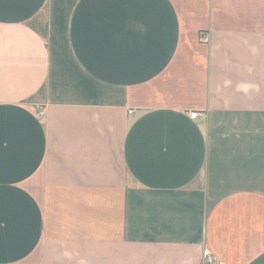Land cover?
<instances>
[{"label": "crops", "instance_id": "obj_1", "mask_svg": "<svg viewBox=\"0 0 264 264\" xmlns=\"http://www.w3.org/2000/svg\"><path fill=\"white\" fill-rule=\"evenodd\" d=\"M206 248L264 264V0H0V264Z\"/></svg>", "mask_w": 264, "mask_h": 264}, {"label": "built area", "instance_id": "obj_2", "mask_svg": "<svg viewBox=\"0 0 264 264\" xmlns=\"http://www.w3.org/2000/svg\"><path fill=\"white\" fill-rule=\"evenodd\" d=\"M205 37H202V40H204ZM197 115H200L198 111H192L190 112V116L195 118ZM38 117L41 122L44 121L45 118V111L44 108L40 107L38 111ZM216 262V257L212 253V251L208 248L204 250V259H203V264H215Z\"/></svg>", "mask_w": 264, "mask_h": 264}]
</instances>
